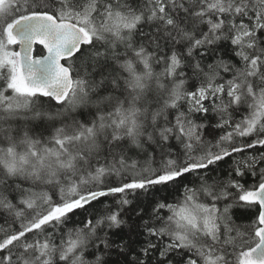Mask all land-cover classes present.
Instances as JSON below:
<instances>
[{"label": "snow or ice", "instance_id": "obj_1", "mask_svg": "<svg viewBox=\"0 0 264 264\" xmlns=\"http://www.w3.org/2000/svg\"><path fill=\"white\" fill-rule=\"evenodd\" d=\"M0 264H264V0H0Z\"/></svg>", "mask_w": 264, "mask_h": 264}]
</instances>
